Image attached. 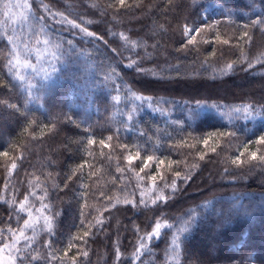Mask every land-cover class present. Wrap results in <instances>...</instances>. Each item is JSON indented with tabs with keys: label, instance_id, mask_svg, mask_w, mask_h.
<instances>
[{
	"label": "trees",
	"instance_id": "1",
	"mask_svg": "<svg viewBox=\"0 0 264 264\" xmlns=\"http://www.w3.org/2000/svg\"><path fill=\"white\" fill-rule=\"evenodd\" d=\"M6 5L0 247L12 244L15 263L133 264L159 220L171 227L135 264H264V0ZM9 36L31 67L8 64ZM35 210L40 220L24 228ZM21 229L29 239H16Z\"/></svg>",
	"mask_w": 264,
	"mask_h": 264
},
{
	"label": "snow or ice",
	"instance_id": "2",
	"mask_svg": "<svg viewBox=\"0 0 264 264\" xmlns=\"http://www.w3.org/2000/svg\"><path fill=\"white\" fill-rule=\"evenodd\" d=\"M118 3H119V5L121 7L125 6V0H118ZM5 7H7V5ZM23 7L27 9V8H29V5L28 4H24ZM4 14L7 16L8 12H5ZM42 18L43 17H39L37 19H42ZM20 19H22L24 21H27V20L30 19V16L29 15H22L20 17ZM68 23L72 24L73 27H78V28L81 27L79 24H76L74 21H68ZM257 23H261V21H253V24H257ZM81 31L85 32L89 36H93L94 35V33L88 32L87 29H85V28H81ZM192 31H195V32L199 33L201 30L200 29L193 30V29H189L187 26H185V29H184L185 34H188L189 32H192ZM245 35H247V33H245ZM122 38L125 39V40H128L127 37H123L122 36ZM194 39H195L194 37L192 39H190L189 43H193ZM8 40H9L10 43L13 44V48H12L11 52L9 53L12 56V59L8 60V64L11 67H17V66H20V67H31L32 65L27 59H24L23 61L21 60V53H19L17 51V49H16V46H15V43H14V38L12 36H9ZM44 43L47 44L48 41L45 40ZM224 43H227V41H224ZM132 44H133V46H135L136 42L132 41ZM261 57H264V53H260L256 57V60H257L258 63H264V59H261ZM248 66L252 67V64L249 63ZM129 67H131V65H129ZM232 68H233V64L229 63V64L226 65L225 71H230ZM20 78L23 79V77H20ZM141 98L142 97H140V96L136 97V99H141ZM10 107L15 108L16 106L15 105H10ZM250 109H251V106L250 105H246V106L243 107V109L237 107V108L234 109V111L239 112V111L243 110L245 113H249ZM129 118H131V117H129ZM221 135H225V134L221 133ZM228 135H234V133H229ZM109 140H111V137H109ZM90 143H91V141H90ZM258 143H264V136H261L259 138ZM3 155H7V153H3ZM252 158L255 159V154L254 153L252 155ZM148 159H151V157H148ZM260 159L264 160V156L260 157ZM232 162L234 164L237 163L236 160H233ZM12 167L15 168V164H13ZM141 171H143V169H141ZM176 175L179 176L180 174L177 172ZM171 188L173 189V191L176 190L175 182L172 183ZM157 199L166 201L168 199V197L165 196L163 193H161V195L158 196ZM26 200H27V197H25V201ZM125 202H130V201H125ZM141 203H144V202L141 201ZM153 203H156V201L154 200ZM19 210L20 211H25V202H21L20 203ZM97 222L100 223V221H97ZM193 222H194V218H190L189 220L184 221L183 226H181L177 230L178 233L187 232L189 230V227L191 226V224ZM33 223H34V221H32L31 213H29V219L24 221V228H32L33 227ZM45 223H46L47 227L50 229L51 228V224L48 222L47 218H45ZM167 227H171V225H169L167 221L160 222L158 220L155 223L154 227L152 228V231L150 233H146L144 237L140 238V243L138 244L136 250L132 254V256H133V264H135V261L140 260L141 256L144 255V252L146 250L150 251V249H148L147 241H151L154 237H159L160 236V230L162 228H167ZM10 231H11V229H10ZM85 235H87V233H85ZM34 236H35V232H33V238H34ZM20 237H23L24 239H29V237H26L24 235L23 229L20 230L19 236L16 237V239L18 240ZM171 243H172V246H173V253H176V250L179 249V247H180V237H179V235H175L173 237ZM5 246L7 247V245H5ZM14 246L15 245H13V247ZM84 255H87V253L85 252ZM120 255H121L120 251H119V249H117L116 250V257H117L118 260L120 258Z\"/></svg>",
	"mask_w": 264,
	"mask_h": 264
},
{
	"label": "rangeland",
	"instance_id": "3",
	"mask_svg": "<svg viewBox=\"0 0 264 264\" xmlns=\"http://www.w3.org/2000/svg\"><path fill=\"white\" fill-rule=\"evenodd\" d=\"M8 6V9L12 12L14 10L15 7H19L22 4H28L30 1H34L36 3V0H5ZM38 2V1H37ZM215 4H210L207 7H205L202 12L201 15L203 18L206 17L207 12L211 11L213 9V7H215ZM38 9L39 12L42 15L47 16L49 19L53 20V21H58V19L56 17H54L53 15L51 16L50 13L45 9V7L41 4H38ZM189 29H192L191 26H187ZM191 32H189L187 35H189ZM31 217H32V221H34L33 226L37 224V222L40 220L41 218V214L39 210H35L31 212ZM29 219V217H28ZM27 219V220H28ZM0 264H16L15 260H14V256L12 255V244L10 243L9 245L0 247Z\"/></svg>",
	"mask_w": 264,
	"mask_h": 264
}]
</instances>
